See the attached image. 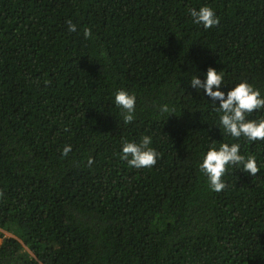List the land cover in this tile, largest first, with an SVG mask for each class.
<instances>
[{"label": "trees", "instance_id": "16d2710c", "mask_svg": "<svg viewBox=\"0 0 264 264\" xmlns=\"http://www.w3.org/2000/svg\"><path fill=\"white\" fill-rule=\"evenodd\" d=\"M189 63L264 95V0H0V264H264V141L217 128ZM144 135L159 158L137 169L121 146ZM233 142L260 171L212 191L199 163Z\"/></svg>", "mask_w": 264, "mask_h": 264}, {"label": "clouds", "instance_id": "9594fccd", "mask_svg": "<svg viewBox=\"0 0 264 264\" xmlns=\"http://www.w3.org/2000/svg\"><path fill=\"white\" fill-rule=\"evenodd\" d=\"M193 22L202 25L205 29L219 24V17L210 6L189 10ZM70 32L77 31V25L67 21ZM85 38H91L90 29H85ZM188 87L195 90L197 95L207 97L211 101L214 111L218 114V129L234 140L241 137L249 142L264 141V119H249L254 111L264 109V95L247 81H242L225 91L224 74L215 67L209 66L201 71L194 63H189ZM198 73V74H197ZM209 102V100H208ZM218 102V103H217ZM113 103L120 110V117L125 125L130 124L136 117L137 97L134 93L119 89L113 94ZM174 109L165 104L160 107L162 114L173 112ZM153 139L144 135L138 142L125 141L121 146V159L129 166L137 169L152 168L159 158V153L152 147ZM71 146H65L63 154L66 156ZM92 161L89 160V164ZM230 167L242 168L244 173L256 176L260 171L257 158L254 155L241 154L239 142L222 143L218 148L210 146L203 154L199 163L200 171L207 177L209 188L220 192L227 187L223 179Z\"/></svg>", "mask_w": 264, "mask_h": 264}, {"label": "rangeland", "instance_id": "374dc122", "mask_svg": "<svg viewBox=\"0 0 264 264\" xmlns=\"http://www.w3.org/2000/svg\"><path fill=\"white\" fill-rule=\"evenodd\" d=\"M2 244V240H0V245Z\"/></svg>", "mask_w": 264, "mask_h": 264}]
</instances>
